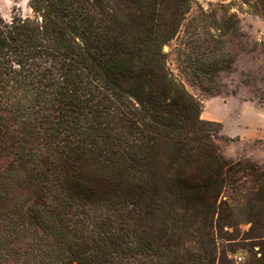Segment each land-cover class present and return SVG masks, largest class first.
<instances>
[{"label": "trees", "instance_id": "trees-1", "mask_svg": "<svg viewBox=\"0 0 264 264\" xmlns=\"http://www.w3.org/2000/svg\"><path fill=\"white\" fill-rule=\"evenodd\" d=\"M27 6L0 15V264H264V161L223 156L184 83L221 95L264 0ZM242 225L237 262L219 247Z\"/></svg>", "mask_w": 264, "mask_h": 264}, {"label": "rangeland", "instance_id": "rangeland-1", "mask_svg": "<svg viewBox=\"0 0 264 264\" xmlns=\"http://www.w3.org/2000/svg\"><path fill=\"white\" fill-rule=\"evenodd\" d=\"M203 8L207 9L208 4H228L230 0H194ZM14 14L30 16L31 11L27 6V0H0V15L9 21ZM241 33L237 40L229 44L226 52L231 56V63H224L220 72L215 74V81L210 85L213 91L221 92L215 97L229 98L236 97L245 102L255 103L264 107V22L251 16L240 18ZM183 42V40H182ZM179 43V42H176ZM175 43V44H176ZM173 43L165 50L170 52V63L173 72L183 81V74L177 71V66L181 69V59L174 52ZM208 81L200 84L198 80L186 77L184 83L187 89L202 104L211 98L205 91H201ZM212 103L210 104V109ZM220 152L223 156L230 159H241L261 163L264 161V143L260 140L244 141L231 143L227 140L219 141ZM248 225L240 227L237 231L224 230L222 237L225 239H235L220 243L219 249L226 251L230 257L235 259L245 258V251L238 249L241 246V238L248 231Z\"/></svg>", "mask_w": 264, "mask_h": 264}, {"label": "crops", "instance_id": "crops-1", "mask_svg": "<svg viewBox=\"0 0 264 264\" xmlns=\"http://www.w3.org/2000/svg\"><path fill=\"white\" fill-rule=\"evenodd\" d=\"M201 119L220 124V135L231 143L255 140L264 143V107L255 103L236 97H212L203 103Z\"/></svg>", "mask_w": 264, "mask_h": 264}, {"label": "built area", "instance_id": "built-area-1", "mask_svg": "<svg viewBox=\"0 0 264 264\" xmlns=\"http://www.w3.org/2000/svg\"><path fill=\"white\" fill-rule=\"evenodd\" d=\"M238 261H240V259L238 258Z\"/></svg>", "mask_w": 264, "mask_h": 264}]
</instances>
